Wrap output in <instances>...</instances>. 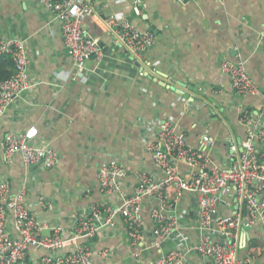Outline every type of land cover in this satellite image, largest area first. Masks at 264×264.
Listing matches in <instances>:
<instances>
[{
  "label": "crops",
  "instance_id": "obj_1",
  "mask_svg": "<svg viewBox=\"0 0 264 264\" xmlns=\"http://www.w3.org/2000/svg\"><path fill=\"white\" fill-rule=\"evenodd\" d=\"M143 1L146 9L136 16L131 0H98L97 15L86 17L83 24L104 54L101 60L88 59L80 75L66 77L70 59L59 20L37 0H0V38L24 43L31 81V87L15 97L0 115V180L9 182L12 193L26 190V205L46 225L41 230L43 235L50 234L54 226H60L64 236L71 235L73 213L86 211L101 199L97 173L104 160H117L124 167L121 182L127 193L136 185L137 170L158 175L144 149L151 130L144 123L153 128L163 119H174L187 141L196 146L208 133L215 142L211 158L224 163L228 138L239 142L245 137V127L238 120L240 110L255 116L261 112L264 97L234 92L219 65L224 58L244 60L248 73L264 93V52L258 44L264 30V0H192L184 4L175 0ZM108 15L126 16L155 33V43L143 51L139 65L117 46L103 25L101 17ZM155 75L167 82L161 83ZM170 80L184 83L182 89L189 97L173 90ZM32 125L38 129L37 144H49L58 153V162L52 168L25 167L19 154L11 161L4 159V134ZM38 196H43L51 209H42ZM149 202L143 210L149 249L134 258L124 223L117 219L114 227L82 240L93 250L92 264H149L159 253L183 247L175 239L166 241L160 250L150 247ZM181 206L195 213V194L186 193ZM8 230L18 236L10 218ZM248 232L253 245H264V230L255 227ZM189 235L191 241L197 239L194 230ZM67 249L55 251V255ZM103 249L109 251L106 259L99 255ZM41 254L43 250L30 247L26 262ZM262 259L264 252L255 264ZM190 261L200 264L202 259L191 255Z\"/></svg>",
  "mask_w": 264,
  "mask_h": 264
},
{
  "label": "built area",
  "instance_id": "obj_2",
  "mask_svg": "<svg viewBox=\"0 0 264 264\" xmlns=\"http://www.w3.org/2000/svg\"><path fill=\"white\" fill-rule=\"evenodd\" d=\"M175 1L184 4L192 0ZM37 3L60 22L61 37L70 59L66 77L80 75L90 58L101 60L103 49L83 24L86 17L97 15L98 0H37ZM130 4L136 16H141L146 9L143 0H131ZM101 21L117 46L134 62L140 61L143 51L155 43L152 30L142 29L126 16L108 15L101 17ZM258 44L264 52V30L259 34ZM0 54L10 56L13 61L11 75L0 81L2 115L15 97L31 87V81L29 59L22 41L0 38ZM219 69L229 78L234 92L264 97L244 60L224 58ZM260 110L257 116L240 110L238 120L245 127V137L239 142L234 137L228 138L224 163L211 158L215 142L208 133L202 135L196 146L187 141L185 132L174 119H163L153 128L143 122L151 129L144 149L158 169V175L137 170L136 185L127 193L121 182L124 167L117 160H104L97 173L101 199L88 210L73 213L75 225L68 236L63 235L60 226L52 227L50 234L43 235L41 230L46 225L26 205V190L12 193L9 182L0 180V264H92L93 250L82 240H88L104 228L114 227L117 219L124 223L132 256L139 258L143 250L149 249L143 211L146 201L151 204L148 210L150 247L160 250L170 239L183 243V247L159 253L149 264H191V255L199 256L200 264H255L260 252H264V245H253L248 231L255 227L264 230V123H261L264 102ZM37 135L34 125L19 132H6L5 161L19 154L25 167L55 166L57 151L49 144H37ZM186 193L196 196L195 213L181 206ZM38 205L42 209L52 207L43 196H38ZM187 215L189 221H186ZM9 218L17 237L8 230ZM192 230L197 233L194 242L189 235ZM30 247L41 249L44 254L26 262ZM66 247L69 249L64 253L55 255V251ZM108 252L103 249L99 255L106 259ZM258 264H264V259Z\"/></svg>",
  "mask_w": 264,
  "mask_h": 264
},
{
  "label": "trees",
  "instance_id": "obj_3",
  "mask_svg": "<svg viewBox=\"0 0 264 264\" xmlns=\"http://www.w3.org/2000/svg\"><path fill=\"white\" fill-rule=\"evenodd\" d=\"M13 71V61L10 56L0 54V81L11 75Z\"/></svg>",
  "mask_w": 264,
  "mask_h": 264
},
{
  "label": "water",
  "instance_id": "obj_4",
  "mask_svg": "<svg viewBox=\"0 0 264 264\" xmlns=\"http://www.w3.org/2000/svg\"><path fill=\"white\" fill-rule=\"evenodd\" d=\"M136 64L139 65L140 62H136ZM148 73L149 72H147L146 74H148ZM154 77H155L156 80H158L160 78L161 83H166L167 82L164 78L160 77V75L159 76L155 75ZM170 84H172V89L173 90H176L177 89V93L179 95H182L185 98H188L189 97V93L185 92V90L182 89V88H185L186 87V85L184 83H180L179 82L178 84H176L175 82H173V81L170 80ZM191 89H193V87L189 86V90H191ZM255 113L257 114V111H255ZM262 121L264 122V118H262ZM247 237H248V235H247Z\"/></svg>",
  "mask_w": 264,
  "mask_h": 264
},
{
  "label": "clouds",
  "instance_id": "obj_5",
  "mask_svg": "<svg viewBox=\"0 0 264 264\" xmlns=\"http://www.w3.org/2000/svg\"><path fill=\"white\" fill-rule=\"evenodd\" d=\"M25 46V45H24ZM25 50H26V47H25Z\"/></svg>",
  "mask_w": 264,
  "mask_h": 264
},
{
  "label": "rangeland",
  "instance_id": "obj_6",
  "mask_svg": "<svg viewBox=\"0 0 264 264\" xmlns=\"http://www.w3.org/2000/svg\"><path fill=\"white\" fill-rule=\"evenodd\" d=\"M143 74V73H142ZM142 74H140V75H142Z\"/></svg>",
  "mask_w": 264,
  "mask_h": 264
},
{
  "label": "bare ground",
  "instance_id": "obj_7",
  "mask_svg": "<svg viewBox=\"0 0 264 264\" xmlns=\"http://www.w3.org/2000/svg\"><path fill=\"white\" fill-rule=\"evenodd\" d=\"M136 63V62H135Z\"/></svg>",
  "mask_w": 264,
  "mask_h": 264
}]
</instances>
